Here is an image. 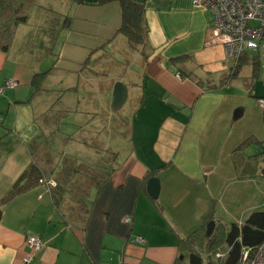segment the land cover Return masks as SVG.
Listing matches in <instances>:
<instances>
[{
  "label": "crops",
  "instance_id": "obj_1",
  "mask_svg": "<svg viewBox=\"0 0 264 264\" xmlns=\"http://www.w3.org/2000/svg\"><path fill=\"white\" fill-rule=\"evenodd\" d=\"M48 1L51 11L67 19L55 41L46 34L35 43L37 28L22 34L18 28L10 50H0V84L17 81L0 96V199L31 161L42 99L34 91L35 73H52L51 91L78 82L73 99L87 91L81 88L86 72L102 84L98 92L109 102L115 82H123L126 110L117 116L127 124V149L120 167L90 192L83 225L54 206L43 184L2 204L0 264H113L119 257L125 264H188L192 247L204 263L213 260L204 246L186 243L191 232L207 217L239 223L264 210V110L258 103L264 99V65L259 56L247 52L238 73L221 83L231 64L220 44L207 43L210 14L192 0H133L143 4L147 27L146 44L136 48L117 33L119 3ZM41 3L36 1L30 18L41 15ZM43 42H53L45 56L54 60L42 71L38 62L45 56L34 54ZM116 68L122 70L110 83L107 72ZM237 108L241 112L234 117ZM153 175L160 184L156 200L146 189ZM28 235H38L43 245L25 263L31 253Z\"/></svg>",
  "mask_w": 264,
  "mask_h": 264
},
{
  "label": "trees",
  "instance_id": "obj_2",
  "mask_svg": "<svg viewBox=\"0 0 264 264\" xmlns=\"http://www.w3.org/2000/svg\"><path fill=\"white\" fill-rule=\"evenodd\" d=\"M37 0H0V50L7 52L15 38L17 29L29 19L31 8ZM82 3V0H75ZM117 2L121 8V22L117 33L122 34L129 46L135 48L144 46L147 39V27L144 19L143 4L133 0H97L99 5ZM45 11V10H42ZM49 13V14H48ZM43 22H38L39 35L36 43L45 38L55 41L58 32L65 26L67 19L56 12H48ZM35 39V38H34ZM29 41V40H28ZM37 49V58L52 53V43ZM35 47H31L33 51ZM242 53L234 64L223 74L221 83H228L238 73ZM184 57L174 58L179 61ZM90 60L87 58L83 68H87ZM256 63V62H254ZM50 71L38 72L33 75V85L40 100L37 122L39 132L30 143L31 161L21 175L0 199V206L16 195L39 185H45L52 195V203L63 208L69 215V221L84 224L88 216L89 195L93 189H98L102 183L120 167L121 158L127 146L116 141L117 134H123L117 124L123 123V118L107 110H81L79 101L72 98L74 86L51 91L47 89L51 77ZM103 109V108H102ZM72 116L71 128L65 129V120ZM114 139L107 140L109 135ZM118 136V135H117ZM261 142L260 155L264 157V146ZM80 145L85 149L83 154L76 152ZM123 145V146H122ZM264 174V173H262ZM51 182L54 185H50ZM1 213V209H0ZM211 217H209L210 219ZM191 232L186 239L188 245L196 242L204 246L206 251L215 254L216 264H239L243 248L256 249L264 241V210L251 212L242 222L215 223L210 236L205 234V225ZM208 259H211L209 256ZM188 264H205L199 251L190 248Z\"/></svg>",
  "mask_w": 264,
  "mask_h": 264
},
{
  "label": "built area",
  "instance_id": "obj_3",
  "mask_svg": "<svg viewBox=\"0 0 264 264\" xmlns=\"http://www.w3.org/2000/svg\"><path fill=\"white\" fill-rule=\"evenodd\" d=\"M192 4L205 8L210 14L211 36L208 44H220L225 53V62L234 64L242 53L252 52L259 56L264 65V0H192ZM178 75V74H177ZM17 85L14 79H6L0 84V96L7 88ZM264 110V99L258 100ZM2 126L0 118V128ZM264 146V143H262ZM50 185H54L51 182ZM128 221V218L125 219ZM136 241L142 242L140 237ZM30 250L25 258L29 262L42 247L38 235L27 236ZM220 255L216 252L213 257ZM125 264L122 257L116 263ZM239 264H264V241L256 248H243Z\"/></svg>",
  "mask_w": 264,
  "mask_h": 264
},
{
  "label": "rangeland",
  "instance_id": "obj_4",
  "mask_svg": "<svg viewBox=\"0 0 264 264\" xmlns=\"http://www.w3.org/2000/svg\"><path fill=\"white\" fill-rule=\"evenodd\" d=\"M46 0H42V3L40 4L42 7H43V9L42 10H45V11H43V12H41V15H40V20L38 21V22H43L44 21V17L46 16V14L48 13V12H53V11H51L49 8H48V5H46V2H45ZM49 3H54L55 2V0H49L48 1ZM49 7H51V6H49ZM40 8V7H39ZM59 10L60 9H57V11L59 12ZM49 14V13H48ZM33 18L34 19H37L36 17H31L24 25H21L20 27H19V29L18 30H20V33L19 34H22L23 33V31H24V29H36L37 28V22L35 21V22H33ZM136 48V47H135ZM53 60H54V58L53 57H49V56H45V57H43L41 60H40V62H38V64H40V66L38 67V69H41L42 71L43 70H45V69H48L49 67H51V65H53ZM122 69H113V72H112V70H110L109 72H107L108 73V78H110L109 79V82L111 83L112 82V80H111V78H113L115 81H117V78H115L117 75H116V73H118L119 71H121ZM93 77H95V75H93L91 72L90 73H88V77H87V72L85 73V75H83V78H82V82H81V88H83V86H84V88H85V90H87V91H85V95L83 94V92L80 90L79 91V95H78V98H79V96H80V98L78 99V101H79V108L83 111L84 109L85 110H96V111H99L101 108H103V110H107L108 109V106H109V108H110V102L109 101H107V97L106 98H103L101 95H100V93L98 92L99 91V89H101L102 88V84L100 83V82H95V81H93ZM95 89H94V88ZM89 90H91V91H94L93 92V94H91V93H89L88 91ZM95 91H97V92H95ZM82 94L84 95L83 96V99L81 98L82 97ZM93 96V97H92ZM97 97H99V98H97ZM110 101H111V98L109 99ZM85 101V102H84ZM122 108V107H121ZM119 109V110H117V111H115V112H112L113 114H124V112H125V110H126V106H124L122 109ZM92 112H94V111H92ZM72 117V116H71ZM70 117V118H71ZM69 118V119H70ZM123 125L122 126H120V124H119V130L120 129H122L121 130V132H123V134H117L116 135V141H118L119 143H121V144H124L125 145V143H126V141H127V138H128V136L126 135V133H127V124L126 123H122ZM65 126V128H69L67 125H64ZM113 134V133H112ZM115 134V133H114ZM109 135V138H106L108 141L109 140H111V139H114L115 137V135ZM114 141H115V139H114ZM123 146V145H122ZM75 150H76V152L77 153H79L80 155L81 154H83L84 152H85V149L84 148H82L80 145H77L76 147H75Z\"/></svg>",
  "mask_w": 264,
  "mask_h": 264
},
{
  "label": "water",
  "instance_id": "obj_5",
  "mask_svg": "<svg viewBox=\"0 0 264 264\" xmlns=\"http://www.w3.org/2000/svg\"><path fill=\"white\" fill-rule=\"evenodd\" d=\"M127 99V87L126 85L121 82V81H117L115 82V84L113 85V90H112V98L110 101V109L115 112L117 110H119L123 104L125 103ZM241 112L240 108H237L234 111V117L238 116V114ZM159 188H160V184H159V179L157 176H151L148 178L147 180V184H146V189H147V193L148 195L156 200L159 194ZM215 227V221L214 220H209L206 225H205V234L207 236H210L214 230ZM205 264H216L213 260H210L208 262H206Z\"/></svg>",
  "mask_w": 264,
  "mask_h": 264
}]
</instances>
